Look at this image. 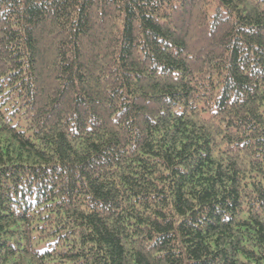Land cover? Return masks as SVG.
<instances>
[{
    "label": "trees",
    "instance_id": "obj_1",
    "mask_svg": "<svg viewBox=\"0 0 264 264\" xmlns=\"http://www.w3.org/2000/svg\"><path fill=\"white\" fill-rule=\"evenodd\" d=\"M0 264H264V0H0Z\"/></svg>",
    "mask_w": 264,
    "mask_h": 264
},
{
    "label": "bare ground",
    "instance_id": "obj_2",
    "mask_svg": "<svg viewBox=\"0 0 264 264\" xmlns=\"http://www.w3.org/2000/svg\"><path fill=\"white\" fill-rule=\"evenodd\" d=\"M137 76V75H136ZM131 99V98H130ZM31 192V191H30ZM107 194V193H106Z\"/></svg>",
    "mask_w": 264,
    "mask_h": 264
}]
</instances>
